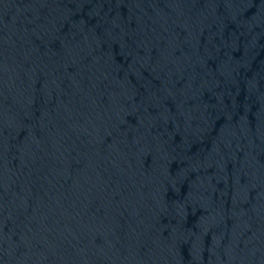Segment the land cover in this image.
<instances>
[{
    "label": "water",
    "instance_id": "1",
    "mask_svg": "<svg viewBox=\"0 0 264 264\" xmlns=\"http://www.w3.org/2000/svg\"><path fill=\"white\" fill-rule=\"evenodd\" d=\"M0 264H264V0H0Z\"/></svg>",
    "mask_w": 264,
    "mask_h": 264
}]
</instances>
